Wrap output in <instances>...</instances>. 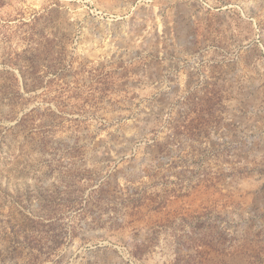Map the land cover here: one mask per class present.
Returning a JSON list of instances; mask_svg holds the SVG:
<instances>
[{"label": "rangeland", "instance_id": "obj_1", "mask_svg": "<svg viewBox=\"0 0 264 264\" xmlns=\"http://www.w3.org/2000/svg\"><path fill=\"white\" fill-rule=\"evenodd\" d=\"M0 264H264V0H0Z\"/></svg>", "mask_w": 264, "mask_h": 264}]
</instances>
